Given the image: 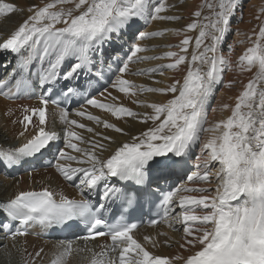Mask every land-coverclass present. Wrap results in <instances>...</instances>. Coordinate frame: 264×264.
<instances>
[{
  "label": "snow or ice",
  "instance_id": "obj_1",
  "mask_svg": "<svg viewBox=\"0 0 264 264\" xmlns=\"http://www.w3.org/2000/svg\"><path fill=\"white\" fill-rule=\"evenodd\" d=\"M66 4L74 7L66 9L63 7ZM240 4L241 0H205L202 7L208 9V15L202 16V12L197 11V22L186 29H199L190 55L188 47L192 39L185 36L177 46L183 54L169 51L164 57L140 56L150 50L135 43L129 49L130 55L115 64V57L105 59V47L137 21L177 19L161 15L168 11L164 0L155 3L153 0H51L44 7L29 8L32 14L0 44V50L18 54L12 72L0 80V94L12 98L13 90L19 94L35 86L43 92L38 97L39 107L23 106L25 114L21 123L25 128L20 136L25 135L29 125L34 129L33 134L19 147L0 149V156L14 165L21 158H32L55 147L56 170L65 180H78L75 187L81 191V198L70 199L60 194L57 199L56 193L47 187L40 191H21L7 202H0V212L7 217L0 221V229H5L12 239L27 235L26 226L32 223L60 230L83 225L87 234L79 239L85 241L108 235L111 244L104 246L102 252L84 249L92 252L91 264H264V22L257 26L258 32L253 29L255 39L249 36L252 46L236 62L240 72H251L253 68L256 72L237 97L231 115L205 127L209 99L223 73L232 68L231 61L220 54V45ZM18 11L23 9L0 0V17ZM163 34L139 33V38ZM205 40L211 42L205 43ZM21 49L26 54L21 55ZM231 50L230 46L229 52ZM69 58L73 62L61 72ZM156 59L172 62L133 74L163 75L165 68L176 71L185 65L182 80H174L165 87H147L124 78L131 62ZM45 60L47 67L43 64ZM35 61L40 62L42 70L35 73V81H32L30 66ZM107 73L115 76L109 81V87L129 98L144 93L171 94V98L162 103L134 99L133 103L139 107L152 110L151 113H138L119 104L118 97L110 92L107 95L111 102L87 96L86 105L108 112L116 119L129 117L152 124L104 157L102 154L109 151V146L101 141L112 142V138L71 118L72 115L125 134L121 127L83 107L74 113L69 108H62L60 120L65 128L61 137L54 128L47 127V110L49 104L60 103L59 99H50L59 81H78L83 75L85 84L91 87L104 81ZM82 91L87 88L81 90L65 83L59 96L68 103ZM223 108L228 109L229 105ZM77 129L98 139L86 138ZM202 133H211L203 143ZM61 139L63 148L57 145ZM197 144L201 152L197 160L203 163H198L196 171L185 179L205 184H211L214 179V189L171 182L172 177L187 165L190 152ZM112 178L118 180L119 185L109 183ZM101 188L103 191L99 192ZM93 192H99L98 198L92 197ZM116 201H122L120 217L124 216L125 209L142 208L146 202L163 214L169 227L181 224L185 242L179 247L189 255H155L134 238L136 224L106 220L103 213ZM9 221L18 222L20 227L12 230ZM144 241L153 247L157 245V241L149 236H145ZM57 249L51 264H68L74 250L73 242L61 241ZM42 251L36 256L39 257Z\"/></svg>",
  "mask_w": 264,
  "mask_h": 264
},
{
  "label": "bare ground",
  "instance_id": "obj_2",
  "mask_svg": "<svg viewBox=\"0 0 264 264\" xmlns=\"http://www.w3.org/2000/svg\"><path fill=\"white\" fill-rule=\"evenodd\" d=\"M6 2L15 4L18 8L23 9V11L13 13L8 17H0V44L6 41L19 25L32 14L28 10L29 8L32 6L44 7L47 3L51 2V0H6ZM153 2L155 3L157 0H153ZM164 2L168 7V11L161 15L174 16L177 17V19L137 21L136 24L132 25L119 39L114 38L111 45L105 47V59L108 60L115 57L116 60L114 61V64L119 63L121 59L130 55L129 49L135 43L150 50L146 53L139 54L140 56L147 55L164 57L169 51L183 54L180 53V48L177 46L180 45L185 36L192 39V43L188 47V53L190 55L194 50V42L199 34V29L194 31H186V29L189 24L197 22L195 13L199 11V9L202 12V16L208 15V10L202 7L203 3L205 4V0H164ZM179 2H181V4L177 5ZM63 7L67 9L74 7V5H64ZM238 9L239 13L237 12L235 17L231 18L230 30L228 36L225 38L226 44H223V41L220 45V54L231 61L232 68L223 73L221 82L216 85L214 93L209 99L206 109L208 124H206L205 127L224 120L231 115V109L235 106L237 97L244 90L245 85L256 72L255 68H253L251 72H240L237 69L236 62L239 56L242 55L248 47L252 46L249 36H252V38L255 39L253 29H256V32H258L259 29L257 26L264 22V0H249V3L240 5ZM257 16H260V19H257ZM60 26L61 25H58V27ZM177 30L180 31V34H176ZM155 32H162L164 34L160 36H147L143 39L139 38V33ZM210 42V40H205V43ZM230 46L232 49L231 52H229ZM4 61H12L10 50H0V62ZM72 62V58L67 59L64 62V67L61 72L65 71ZM171 62L170 59L131 62L129 64V72L124 75V78L137 85L165 87L168 84L173 83L174 80H182V77L185 75V65H181L180 69L176 71L165 68L163 69V75L154 74L151 77L148 75H134L133 73L140 70L155 68L159 65H166ZM154 81H160V83L157 84L154 83ZM108 92L113 96L118 97L119 104L138 113H151L152 110L150 108L139 107L136 103H133L134 99L162 103L171 98V94L163 95L159 93H144L138 97L129 98L115 89L108 87L107 92H104L103 95L100 94L97 99L101 102H111V98L107 95ZM6 97L7 96H0V149H14L21 146L26 141V138L32 133L31 128H28L25 135L20 136V132L24 131L25 128L24 123H21L20 121V118H23L25 114L23 106L30 108L38 106L39 103L27 100L10 102L6 100ZM224 105H229V108L224 109ZM15 108H17V110L13 111ZM90 112L93 115L99 116L103 120H107L108 122L121 127L125 133L122 134L111 129H105L102 125L98 126L91 121L77 119L72 115L71 118L77 119L89 127L95 128L97 132L103 133L112 138V142L101 141V143L109 146V151L102 154L104 157H107L117 146L130 141L132 136H138L152 126L151 122L145 124L138 119L129 117L116 119L115 117H112L110 113L104 112L100 109H91ZM12 113L14 123L10 124L7 122V118H9V115ZM60 114L61 112L55 110L50 111V127H53L62 137L65 126L60 120ZM77 131L86 138L98 139V137H93V134L87 133L83 129H77ZM210 136L211 133H202L201 143L207 141ZM57 145L58 147L63 148V139L58 141ZM80 146L87 147V145ZM67 151L71 152L70 149ZM55 153L56 148H51L48 157L42 158L40 162V165L46 162L47 165L52 166L51 169H39L36 173H31L27 169H23L13 177L1 173L0 200L12 199L21 191H39L45 187L56 193V197L63 194L71 199H80L81 191L75 186H70V181L65 180L56 170V160L54 159ZM73 154L75 155V153ZM200 155V147L199 144H197L190 152V158L188 159L187 165L178 172V175L172 177V181H175V183H183L188 187L214 189V179L211 184H205L198 181L189 182L185 179L187 175H191L196 171V165L198 163H203L202 160H197V157ZM216 167H219V165L217 164ZM109 183L115 184L112 180H110ZM86 192L87 191L85 190L84 195ZM177 211H179V209H177ZM182 227L181 224H175L174 227H169L168 223L165 221L157 228H142L137 232L136 238L138 241L144 243L145 247L155 255L172 257L177 254H183L187 256L189 255V252L179 247L180 244L185 242ZM41 235L42 230L40 229H32L28 235L24 237L17 236L15 239L4 236L0 233V249L1 246H3L0 250V259L2 260L0 264H51V261L54 258V253L58 251L57 245L60 242L44 240L41 238ZM145 236L152 237L156 240V247H153L151 243L145 242ZM107 245L106 240H96L92 242L74 241V250L68 258V264H91V260L93 259L92 252L84 249L94 250L99 253L102 252L104 246ZM40 250L43 251L41 252V255L37 257L36 253Z\"/></svg>",
  "mask_w": 264,
  "mask_h": 264
},
{
  "label": "rangeland",
  "instance_id": "obj_3",
  "mask_svg": "<svg viewBox=\"0 0 264 264\" xmlns=\"http://www.w3.org/2000/svg\"><path fill=\"white\" fill-rule=\"evenodd\" d=\"M246 3H249V0H241V4L240 5H243V4H246ZM181 4V2H179L177 5H180ZM72 4H66L65 6H71ZM203 5H204V3H203ZM207 9V8H206ZM208 10V9H207ZM199 11H201L200 9H199ZM239 13V9H237L236 11H235V14L236 13ZM240 13H243V12H240ZM235 14H234V16L233 17H235ZM228 36V33L226 34V37ZM225 37V38H226ZM225 43V39H224V42H223V44ZM226 44V43H225ZM11 104V103H10ZM14 109V108H13ZM12 110V109H11ZM17 110V108H15V110H13V111H16ZM10 117L9 118H7V122L8 123H10V124H13L14 122H13V113L11 114V115H9ZM7 124V123H6ZM8 125V124H7ZM3 248V246H1V249ZM0 249V250H1ZM2 262V260L0 259V263Z\"/></svg>",
  "mask_w": 264,
  "mask_h": 264
}]
</instances>
